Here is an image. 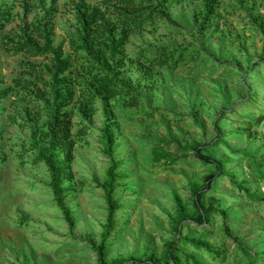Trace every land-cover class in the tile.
Segmentation results:
<instances>
[{"label":"rangeland","instance_id":"rangeland-1","mask_svg":"<svg viewBox=\"0 0 264 264\" xmlns=\"http://www.w3.org/2000/svg\"><path fill=\"white\" fill-rule=\"evenodd\" d=\"M76 1L45 0L54 9L53 44L62 42L65 55L71 53L69 34L77 31ZM29 2L33 7L26 14L17 1L0 31V89L7 91L0 98V264H99L96 250L109 207L98 184L112 160H122L116 171L128 176L112 196L118 209L104 243L107 263L126 258L125 264H170L164 256L172 243L201 264H264V179L253 168L254 161L264 160V120H258L264 110V0H217L207 29L197 16L199 1L170 0L157 8L162 15L130 33L131 61L123 76L137 98L99 97L93 114L72 118L73 179L64 193L72 225L54 200L45 163H33L34 140L42 144L48 114L35 90L45 93L50 57L16 53L2 41L42 17L44 10ZM158 45L176 46L167 64L137 57ZM104 129L111 134L110 147ZM171 136L190 146L212 144L201 151L223 169L190 149L178 153ZM159 138L165 141L159 144ZM155 146L180 157L155 161ZM258 172L264 174V165ZM174 193L187 221L176 222ZM250 194L260 197L254 201ZM196 198L210 211L203 237L222 255L184 239L197 235ZM183 254L179 264H193Z\"/></svg>","mask_w":264,"mask_h":264},{"label":"trees","instance_id":"trees-1","mask_svg":"<svg viewBox=\"0 0 264 264\" xmlns=\"http://www.w3.org/2000/svg\"><path fill=\"white\" fill-rule=\"evenodd\" d=\"M19 0H0V31L4 30L14 15L15 3ZM170 0H98L92 3L90 0H77L73 4L74 18L77 31L69 34L71 53L64 54L63 44H53V6H46L45 0H34L36 7L44 10L42 17L32 23H24L18 32L4 38L3 46L13 49L16 53H24L28 56L49 55L51 65L46 71L49 80L45 82V93L36 88V93L46 103L48 111L46 117V129L43 134V142L40 144L34 140L37 147V155L33 163L44 162L49 172L48 185L51 188L58 207L62 210L67 222L72 225L73 220L64 203V193L72 186L65 185L73 179L71 163L74 157L75 141L72 135V118L76 113L89 116L96 110V102L99 97L105 99L114 96L137 98V92L123 76L128 62L131 60L126 52V44L130 33L142 28L145 24L152 22L163 12L158 7L165 6ZM200 2L199 14L197 15L202 28L211 25L217 14V0H196ZM29 0H20L23 11L27 14L32 9ZM251 13L252 10L249 9ZM207 25V26H206ZM262 27L261 24H259ZM207 29V28H205ZM264 29V28H263ZM176 48L174 45H158L142 50L137 57L150 64H167L169 51ZM183 49L179 50V55ZM76 64L74 63V61ZM45 81V80H43ZM6 88L0 89V98L7 95ZM258 120H264V110ZM107 147L111 146V134L107 129L103 131ZM177 145L178 153L186 155L189 149L199 158L214 162L219 170L223 169L221 161L215 160L208 154L202 153V149L210 148L212 144L194 143L192 146L181 144L176 137L169 139ZM163 138L158 139L162 143ZM152 157L155 161L174 162L180 154H171L162 146L152 148ZM122 160L114 161L106 169V177L98 185L107 196L109 207V219L106 230L102 232L101 242L96 250L99 264H125L129 260L118 258L107 263L105 261V241L116 220L113 215L117 211L116 202L112 199L119 180L128 175L125 172L116 171ZM264 160L253 162L255 173L264 179V174L258 172ZM243 190L248 191L244 184H240ZM200 191L196 186L194 193ZM252 200H258L260 196L250 194ZM173 200L177 212V221H187L190 218L181 197L174 193ZM197 206V226L194 227L197 235L184 236L187 243L199 250L222 255V251L216 250L212 244L204 239V221L210 218L209 209ZM228 231V228L226 227ZM168 245L167 254L164 256L170 264L180 263L182 251ZM185 259L191 260L193 264H201L191 254H183ZM252 263L254 255H249ZM154 264V263H153ZM157 264V263H156Z\"/></svg>","mask_w":264,"mask_h":264}]
</instances>
